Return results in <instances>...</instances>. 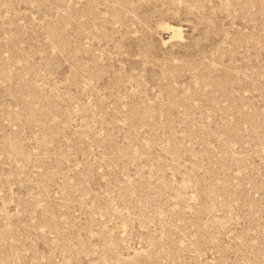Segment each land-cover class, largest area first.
Listing matches in <instances>:
<instances>
[{
	"label": "rangeland",
	"instance_id": "obj_1",
	"mask_svg": "<svg viewBox=\"0 0 264 264\" xmlns=\"http://www.w3.org/2000/svg\"><path fill=\"white\" fill-rule=\"evenodd\" d=\"M0 264H264V0H0Z\"/></svg>",
	"mask_w": 264,
	"mask_h": 264
}]
</instances>
